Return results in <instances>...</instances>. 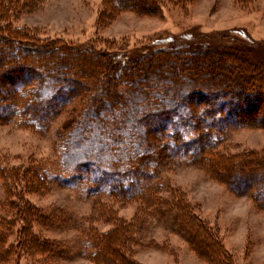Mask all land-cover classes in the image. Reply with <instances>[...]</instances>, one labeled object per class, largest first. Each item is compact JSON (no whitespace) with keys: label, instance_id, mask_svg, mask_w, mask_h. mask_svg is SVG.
I'll return each mask as SVG.
<instances>
[{"label":"rangeland","instance_id":"1","mask_svg":"<svg viewBox=\"0 0 264 264\" xmlns=\"http://www.w3.org/2000/svg\"><path fill=\"white\" fill-rule=\"evenodd\" d=\"M22 1H15L16 9L0 14V49L8 54L10 47L15 55V61L6 54L3 57L1 77L8 75L7 67L18 64V59L37 57L41 59L37 69L48 65L65 69L75 64L68 54L72 57L79 51L81 55L89 49L92 53L84 56L100 62L112 57L123 65L132 58L141 60L166 50L170 57L219 54V64L228 66L233 60L224 54L236 53L264 69V0H158L155 15L121 10L117 0H24L26 5ZM18 36L22 40H14ZM203 75L204 81L198 83L201 90L228 86L219 76ZM255 83L246 85L254 88ZM159 86L162 88L161 83ZM38 98L44 100L42 93ZM25 99L31 103L30 96ZM72 103L43 119L47 130L23 126L17 118L0 123V264H96L95 247L79 227L86 226L93 216L91 226L104 234L113 225L99 219L110 209L127 222L138 214L140 203L135 201L105 196L96 203L99 194L89 190L94 169L78 168V164L95 161L94 157L77 152L64 162L63 154L70 149L61 148L62 133L71 127L73 116L81 123L87 121L83 113L88 102L80 98ZM263 108L250 114L244 124L220 123L223 134L218 135L220 144L212 162L199 166L190 156H176L174 164L163 171L169 185L216 232L234 264H264V203L257 197L259 187L249 191L248 184L238 177L247 159L264 158ZM211 124L204 122L205 131L211 130ZM195 137L196 133L185 140ZM170 149L183 153L173 145ZM40 175L47 183L41 182ZM175 227L163 219L146 224L130 247L131 259L136 264H209ZM30 235L34 240L28 239ZM27 243H33L30 249Z\"/></svg>","mask_w":264,"mask_h":264},{"label":"trees","instance_id":"2","mask_svg":"<svg viewBox=\"0 0 264 264\" xmlns=\"http://www.w3.org/2000/svg\"><path fill=\"white\" fill-rule=\"evenodd\" d=\"M15 1L0 0V14L3 16L11 7L16 9ZM22 4L26 5L27 1L23 0ZM117 4L121 10H137L149 15H155L159 9L158 0H117ZM11 34L16 36V33ZM14 38L22 40L20 36ZM9 50L11 52L6 54L0 49V64L5 54L15 58L14 50L10 47ZM85 53L90 55L92 50ZM85 53L80 55L77 51L72 57L68 54L75 64L70 63L65 69H51L49 65L47 69H37L41 60L37 57L16 59L18 64L7 67L8 75L0 76V123L17 118L23 126L47 130L44 118L57 115L77 99L88 102L83 113L87 121L81 123V119L73 116L69 122L71 127L62 133L65 139L61 148L70 149L63 154L64 162L77 152L96 159L78 164V168L94 169L93 178L89 176L93 184L89 190L99 194L96 203L105 196L140 203L138 214L131 222L118 219L111 209L106 217L98 218L113 225L104 234L91 226L95 222L93 216L87 219L86 226L79 227L88 243L95 247L92 257L96 264H136L128 253L130 247L137 241V233L155 219L170 221L173 228L176 226L185 233L197 254L209 264H234L216 232L194 212L181 193L169 185L164 172L167 166L174 164L176 156H190L193 164L199 166L213 161L220 144L219 136L223 134L220 123L231 120L236 125L244 124L251 119L250 114L264 107V91L261 90L264 69L236 53L224 54L233 60L228 66L220 65V55L214 53L202 54L200 58L179 57L178 54L170 57L166 50H158L141 60L132 58L128 65L121 61L115 63L112 57L100 62L84 56ZM145 61H148L145 66L140 64ZM175 65L179 69H174ZM205 73L214 78L219 76L228 86L201 90L198 83L204 81ZM11 75L14 78L8 80ZM46 78L48 81H44ZM254 80V88L246 85L250 81L254 84ZM206 84L210 89V84ZM32 85L35 88H29ZM39 93L44 96L43 101L38 98ZM27 96L32 98L31 103L26 102ZM164 104H167L166 109L162 108ZM206 120L212 123L211 130L205 131ZM195 133L194 139L185 140ZM170 145L181 148L183 153L175 154ZM242 167L239 179L248 184L249 191L258 186L257 197L264 203V158L247 159ZM236 176L231 178L235 180ZM39 179L47 183L44 176L40 175ZM28 239L34 240L32 235ZM26 245L30 249L33 243Z\"/></svg>","mask_w":264,"mask_h":264}]
</instances>
